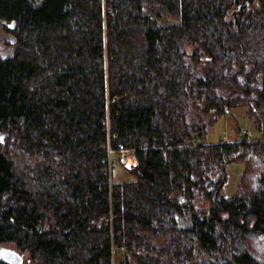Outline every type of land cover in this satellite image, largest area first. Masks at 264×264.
<instances>
[{"label":"trees","instance_id":"16d2710c","mask_svg":"<svg viewBox=\"0 0 264 264\" xmlns=\"http://www.w3.org/2000/svg\"><path fill=\"white\" fill-rule=\"evenodd\" d=\"M0 20V264L7 244L22 264H264V142L206 141L233 109L264 135V0H0Z\"/></svg>","mask_w":264,"mask_h":264},{"label":"rangeland","instance_id":"374dc122","mask_svg":"<svg viewBox=\"0 0 264 264\" xmlns=\"http://www.w3.org/2000/svg\"><path fill=\"white\" fill-rule=\"evenodd\" d=\"M2 25H3V21L0 20V58H4L6 56L11 55L13 51V43H14L13 36L3 31ZM9 26H12V24H9ZM230 112H232L233 116L225 115L217 120L211 131L206 135L207 142L216 143L219 142L220 140L222 141L234 140L236 138L243 137L245 135L243 133L244 130H247L249 134L248 137H251L255 141H259L261 139L260 137H256V135H254L253 126L250 124V122L247 120L246 117L242 116L243 114L242 110L233 109ZM235 116H239L237 117V124L240 130H237L236 128L234 129V123H235L234 121H236ZM128 159L130 160L128 164L129 166L135 164V161L131 159L130 154L128 156ZM121 165L125 166V164L120 162L119 165H116L112 169V173H111L112 176L109 183L113 181H123L129 178V176L121 167ZM233 174L234 173L230 171V182L232 183H234L237 179L236 177H233ZM3 247L15 250L14 246L11 244L3 245ZM18 254H20V252H18ZM116 257L117 256H115V260ZM25 258L26 255L23 254V260H25Z\"/></svg>","mask_w":264,"mask_h":264},{"label":"built area","instance_id":"2783aa9c","mask_svg":"<svg viewBox=\"0 0 264 264\" xmlns=\"http://www.w3.org/2000/svg\"><path fill=\"white\" fill-rule=\"evenodd\" d=\"M243 133L246 135L245 137L247 138V141H255L251 137H248L249 134H248L247 130H244ZM259 141L264 142V135L261 137V139ZM105 148H106V160H105V162H106V173H107V175L109 177V181H110L112 169L116 165H119L120 162H122L123 164H125L126 167H130L128 165L129 164L128 163L129 154L131 156V159H133L134 161H135V158H134V155L132 153L133 150L126 148L121 143H116V147H111V145L107 141ZM114 155H117L118 159H114L113 158ZM113 253H114V249L112 247L111 248L112 264H114Z\"/></svg>","mask_w":264,"mask_h":264},{"label":"crops","instance_id":"0c3cea01","mask_svg":"<svg viewBox=\"0 0 264 264\" xmlns=\"http://www.w3.org/2000/svg\"><path fill=\"white\" fill-rule=\"evenodd\" d=\"M222 141V140H220ZM230 171L235 174H233V177H236V181L234 183L230 182ZM243 172V165L241 163H231L228 166V179L227 181L223 184L221 188V194L225 198H230L234 195L236 186L240 180V177Z\"/></svg>","mask_w":264,"mask_h":264},{"label":"water","instance_id":"95a60500","mask_svg":"<svg viewBox=\"0 0 264 264\" xmlns=\"http://www.w3.org/2000/svg\"><path fill=\"white\" fill-rule=\"evenodd\" d=\"M6 261L10 264H22V255L13 250H5Z\"/></svg>","mask_w":264,"mask_h":264},{"label":"bare ground","instance_id":"6f19581e","mask_svg":"<svg viewBox=\"0 0 264 264\" xmlns=\"http://www.w3.org/2000/svg\"><path fill=\"white\" fill-rule=\"evenodd\" d=\"M130 162V160H128V163Z\"/></svg>","mask_w":264,"mask_h":264}]
</instances>
